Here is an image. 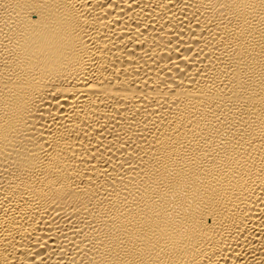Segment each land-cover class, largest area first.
<instances>
[{
    "label": "bare ground",
    "instance_id": "obj_1",
    "mask_svg": "<svg viewBox=\"0 0 264 264\" xmlns=\"http://www.w3.org/2000/svg\"><path fill=\"white\" fill-rule=\"evenodd\" d=\"M0 264H264V0H0Z\"/></svg>",
    "mask_w": 264,
    "mask_h": 264
}]
</instances>
